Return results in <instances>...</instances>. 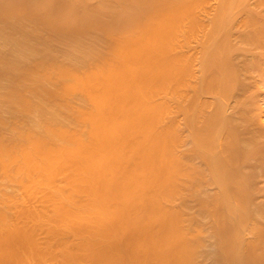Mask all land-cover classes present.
I'll return each instance as SVG.
<instances>
[{"label": "bare ground", "instance_id": "bare-ground-1", "mask_svg": "<svg viewBox=\"0 0 264 264\" xmlns=\"http://www.w3.org/2000/svg\"><path fill=\"white\" fill-rule=\"evenodd\" d=\"M16 1L22 7L15 10L13 0L15 12L6 13L0 0V16L54 27L65 36L74 34V26L82 32L112 27L116 37L106 54H85L83 66L90 70L81 73L49 57L20 66L16 58L24 64L28 57L22 42L13 48L16 60L0 56L1 69L7 67L0 73L10 71V88L17 89L5 91L8 108L32 111L15 82L33 73V82L27 79L33 86L26 82L30 91L43 94L55 78L60 87L55 93L45 87L44 94L62 100L81 90L93 106L76 113L87 123V142L63 128L60 108L49 116L39 106L41 136L20 131L12 142L0 141V171L23 196L0 200L9 209V215L0 209V264H196L203 228L215 240L213 262L264 264V0H217L200 40L197 77L196 54L184 49L205 28L197 10L208 0H95V10L64 0L71 16L58 22L43 7L53 0ZM171 98L173 114L183 117L189 132L187 161L177 150L183 143L177 117L162 124ZM131 151V163L118 168ZM60 177L71 191H64ZM184 187L197 207L190 230L179 209L165 206ZM76 194L84 195L82 204Z\"/></svg>", "mask_w": 264, "mask_h": 264}, {"label": "rangeland", "instance_id": "rangeland-1", "mask_svg": "<svg viewBox=\"0 0 264 264\" xmlns=\"http://www.w3.org/2000/svg\"><path fill=\"white\" fill-rule=\"evenodd\" d=\"M16 0H14L15 2ZM23 1L24 0H20L21 4H23ZM26 1V4H32V5H43V2L44 0L42 1L41 3V0H25ZM24 1V2H25ZM36 1V2H35ZM50 1V0H48ZM47 0L44 2L45 5L46 4H49ZM52 1V0H51ZM50 1V2H51ZM57 1V0H56ZM52 1L50 3L51 7L49 5H46V6H43L44 9L46 7V10L47 11L48 9L49 10L47 12L49 13H52L51 16L54 18H56V20L54 19V21H59L60 18H63L62 20L64 21L65 20V17L68 15V6L66 5V3L64 4V0H60L62 1L60 3H58V1ZM73 1V2H72ZM81 3H80V2ZM86 1V2H85ZM2 2H4V4L7 6H10V8H7L6 7V13H9V11L11 9H13V6L16 9V7L19 9V6L22 7L21 5H17V1L15 2L16 4H12L13 3V0H1V4H3ZM7 4H6V3ZM19 2V1H18ZM47 2V3H46ZM54 2V4H53ZM65 2H67L68 5L71 6V4L73 5H85L87 6L88 8L93 9L94 7H96L97 5V1L95 2V0H66ZM70 2V3H69ZM58 3V4H56ZM216 3H217V0H208V2L206 1L205 5H201L202 7L199 8V10H197V15H198V12H199V19L204 23V29L202 32H199L196 36L193 35L192 39L190 40L189 45L190 46H187L188 43H186L185 45V49H184V44H183V49H184V52L190 54L191 56H193L192 60H193V72L194 74H196L195 76H199V72H200V67H199V59H200V53L198 52V50H200V40L201 38H203V35L204 33L207 32L208 30V26L207 24L210 22V18H212V14L214 13L213 12V8L216 6ZM63 4L65 6H63ZM53 5V6H52ZM57 5L59 8H57ZM60 5V6H59ZM63 7H62V6ZM212 5V6H211ZM49 8H48V7ZM69 6V7H70ZM211 6V7H210ZM61 7V8H60ZM48 8V9H47ZM68 8V9H67ZM72 8V7H71ZM204 8V9H203ZM13 9V11L15 12V10ZM52 9V10H51ZM64 9V10H63ZM209 9V10H208ZM8 10V11H7ZM57 10V11H56ZM71 11V9H69ZM95 10V8L93 9ZM92 10V11H93ZM119 10V8H118ZM203 10V11H202ZM205 10V11H204ZM259 10V9H258ZM12 11V12H13ZM63 11V12H62ZM69 11V12H70ZM91 11V12H92ZM11 12V11H10ZM66 12V14H65ZM90 12V13H91ZM95 12V11H94ZM92 12V13H94ZM205 12V13H204ZM89 13V14H90ZM90 14L91 17H94L95 14ZM69 14H72V13H69ZM88 14V15H89ZM97 14V13H96ZM116 16L117 14L114 13ZM206 14V15H205ZM5 15V14H4ZM55 15V16H54ZM203 15V16H202ZM57 16V17H56ZM62 16V17H61ZM71 15H68L67 17L70 18ZM74 16V15H73ZM72 16V17H73ZM98 15H95V17H97ZM206 16V17H205ZM211 16V17H210ZM71 17V19H72ZM4 18H7V19H4ZM10 18V17H9ZM66 18V21L70 22V20ZM109 18V16L106 17H102L101 19H104V20H107ZM59 19V20H58ZM68 19V20H67ZM74 19V18H73ZM72 19V21H73ZM207 20V21H205ZM4 21V22H3ZM18 20H16V18H13L11 17L10 19H8V17H3L0 16V33L2 32L3 38L0 37V56H6L8 57L9 59L11 60H16L18 62H22L20 63L22 67H25L28 66V64L30 62H32V60H35V59H41L42 57L43 58H51L55 61L58 60V63H63V65H68V64H73L74 66L78 67V71L81 73L83 72L82 70H86L87 67L89 66H83L85 64V54H88L91 52L94 53V55H97V54H106L108 52V44H110L109 42H112L111 40H114V38L116 37L115 35V32L111 31L113 28L111 27V30L109 31H106V30H103V29H100L98 27H86L84 28L83 32H82V29L81 28V31L80 29L78 31H76L75 27L77 26H74L75 25V19H74V24H71L73 25L74 27V31L73 33L74 34H71L69 36H65V35H62L60 32H58L57 30L54 31V27L51 28L49 26H42V25H39L37 23H34V22H31L29 20H23V21H19L17 22ZM53 21V20H52ZM53 21V22H54ZM61 21V20H60ZM71 21V22H72ZM25 22V23H24ZM13 23V24H12ZM20 23V24H19ZM60 23V22H59ZM58 23V24H59ZM73 23V22H72ZM53 24V23H52ZM209 25V24H208ZM8 26V27H7ZM22 26V27H21ZM51 26H54V25H51ZM55 26H56V23H55ZM59 25H57V29H59ZM207 28V29H206ZM14 29V30H13ZM53 29V31H52ZM116 28L114 27V31ZM86 31V32H85ZM78 32V33H77ZM81 32V33H80ZM109 32V33H108ZM1 34V35H2ZM112 34V35H111ZM7 35V36H6ZM37 35V36H35ZM9 36V37H8ZM34 36V37H33ZM40 36V37H39ZM80 37V38H79ZM200 37V38H199ZM5 38H8L5 40ZM26 38V39H25ZM72 40V41H71ZM9 41V42H8ZM14 41V42H13ZM92 41V42H91ZM193 41V42H192ZM21 42L23 43L22 45L24 46V48L26 49V51L24 50V52H27V61L24 62L23 64V61H19L20 59L16 58V54H18L13 48L15 47H22L21 45ZM70 42V43H69ZM77 43V44H76ZM194 46H193V45ZM14 45V46H13ZM76 45L77 48H76ZM81 45V46H80ZM12 47V48H11ZM95 48V49H94ZM104 48V49H103ZM48 49V50H47ZM191 49V50H190ZM71 50V51H70ZM188 50V51H186ZM4 51V52H3ZM16 54H15V52ZM182 51V49H181ZM82 52V53H81ZM88 52V53H87ZM183 52V51H182ZM194 52V54L192 53ZM198 52V54H197ZM257 50L255 51H252V53H255L256 54ZM84 53V55H83ZM97 53V54H96ZM11 54V55H10ZM243 52L240 51L239 52V55L242 56ZM40 55V56H39ZM49 55V56H48ZM83 55V56H82ZM18 56V55H17ZM196 56V57H195ZM13 58V59H12ZM16 58V59H15ZM58 58V59H57ZM74 58V59H73ZM196 60V61H195ZM63 61V62H62ZM84 62V63H83ZM67 63V64H66ZM2 62H0V66H3L1 65ZM81 65V66H79ZM86 65V64H85ZM5 66V65H4ZM6 67V66H5ZM4 67V68H5ZM4 68L1 69L0 67V70H5ZM7 68V67H6ZM83 68V69H82ZM90 70V67L88 68ZM88 70V71H89ZM196 72H195V71ZM0 71V72H1ZM199 71V72H198ZM10 72V71H9ZM9 72L7 74H9ZM37 74V72H35ZM3 74V73H2ZM0 73V141L2 142H12L13 140L16 139L17 135H18V132H22V131H28V132H31V133H34L36 136H41L43 133H42V127L38 126V119H40V111H39V107H43V108H46L45 111H47L46 113L47 114H51L52 113V110H54V112L58 111V109H56L55 111V108H60V115L58 116L59 117V121L60 123L63 125V128L67 131V132H72V133H81L82 135V138L83 140H85L87 142V130H88V127H87V123L84 122L83 120H78L76 119V113L79 112V111H84V112H90L91 110H93V106L92 104L86 99L85 94L83 91L81 90H76V91H73L69 94H67L66 96H63L64 98H61L62 100H56L53 98V95L52 93H46L44 94L45 92V87L49 88L50 91L52 90V92L54 91V93L57 91L56 89H58L60 87L59 84H61V81H58V79L55 80L54 78V81L52 82H48L46 83V85L44 84V92L43 90H41L43 92V94H38L37 93V90L35 91L36 94H33L35 93L34 91H30V88L29 85L27 82L29 79L28 77H32L33 79L36 78L37 76L31 74L29 76H25L23 77L24 80H25V84L28 85L25 86L24 83L23 84H19L20 81H24L22 78V80L19 79L18 82H15L17 83V88H20L21 90H23V95L26 99H28V102L32 104V111L29 110L28 111H25L23 112V110H21V106L18 104V106H16L17 104H15V106H13L12 108H15V109H12L11 106L8 108V105H10L9 103L6 104V99H5V91L8 92L9 90H7L8 88H10V86H13L14 83L12 82V80L14 81V79L12 78H9L8 76L10 75H7V74H3L2 75ZM35 76V77H34ZM11 77V76H10ZM30 78V79H32ZM11 79V80H10ZM28 79V80H27ZM32 79V80H33ZM18 80V79H17ZM16 81V80H15ZM30 81V80H29ZM27 82V83H26ZM30 82H33V81H30ZM2 83V84H1ZM30 85L33 86V83H29ZM50 85V86H49ZM15 86V85H14ZM27 87V88H26ZM6 88V89H5ZM14 88L15 90L16 87H12ZM10 88V89H12ZM5 89V90H4ZM30 92H28V90ZM3 90V91H1ZM13 90V89H12ZM19 91V89H18ZM40 90H38L39 92ZM49 91V90H48ZM47 91V92H48ZM263 91V90H262ZM21 92V91H20ZM82 92V93H81ZM32 93V94H31ZM261 93V92H260ZM30 94V95H29ZM262 95L264 94V91L263 93H261ZM51 95V96H50ZM76 95V96H75ZM29 96V97H28ZM41 97V98H40ZM8 98V97H6ZM160 98V97H159ZM4 99V100H2ZM172 101L169 102V105L168 106H171L172 108H170V112L168 111L166 113V115L163 117V121H162V124H167L171 121L169 120H172V118L174 117H177V121H178V125H180L178 127V129L180 130V136H181V139L182 142L184 143H181V145L178 147L177 150H179V153L181 155V157L184 158V160L188 159L187 155L189 154V150H190V145H189V132H188V129L187 128H183V127H186L185 124H184V121H183V117L180 115V116H176V114H173V112L175 113V109L173 108L174 106H176V101L171 98ZM203 99H207V96H205ZM9 100V99H8ZM87 100V101H86ZM158 100H162L161 98L158 99ZM174 100V101H173ZM44 101V103H43ZM9 102V101H8ZM4 103V104H3ZM175 103V104H174ZM84 104V105H83ZM7 108H6V106ZM78 105V106H77ZM260 105L262 106L261 102H260ZM39 106V107H38ZM38 109V111H36V108ZM81 107V108H80ZM53 108V109H52ZM263 110H264V107H262ZM8 109H11L10 111ZM80 109V110H79ZM13 110V111H12ZM78 110V111H77ZM68 111V112H67ZM59 112V111H58ZM49 114V116H50ZM59 114V113H58ZM75 115V116H74ZM63 116V117H62ZM65 116V117H64ZM27 117V118H26ZM67 117V118H66ZM181 117V118H180ZM76 119V120H74ZM263 119V118H262ZM41 120V119H40ZM39 120V121H40ZM180 120V121H179ZM29 121V122H28ZM62 121V122H61ZM165 121V122H164ZM168 121V122H167ZM21 123V124H20ZM68 124V125H67ZM78 124V125H77ZM182 124V125H181ZM184 124V125H183ZM40 125V124H39ZM8 126V127H7ZM183 126V127H182ZM27 128V129H26ZM22 129V130H21ZM83 129V130H82ZM183 129V130H181ZM185 130V131H184ZM8 131V132H7ZM17 131V132H16ZM41 131V132H40ZM187 131V132H186ZM186 132V133H185ZM85 133V134H84ZM183 135V137H182ZM84 136V137H83ZM86 136V137H85ZM129 140V139H128ZM127 140V141H128ZM186 140V141H185ZM185 141V142H184ZM129 143H131V140L128 141ZM186 148V150H185ZM181 150V152H180ZM183 150V151H182ZM178 152V151H177ZM186 152V153H184ZM188 152V154H187ZM130 154H132V156H130ZM187 154V155H185ZM134 157V152H129L127 154H125V156H123V158H121V160L119 161V167L118 168H124L126 167V165L128 166L132 159ZM186 158V159H185ZM126 159V160H125ZM131 159V161H130ZM183 160V159H182ZM189 160V159H188ZM122 161V162H121ZM126 161V162H125ZM130 163H129V162ZM187 161V160H186ZM128 162V164H126ZM185 162V161H183ZM186 163V162H185ZM122 166H121V165ZM121 166V167H120ZM113 175V176H112ZM112 175L111 177H115V174H114V171L112 172ZM59 183H62L64 178L60 177L59 179ZM9 181V182H8ZM11 180H6V178L3 177L1 171H0V200L2 198H13V200H16V201H20L21 198L23 197L21 195V191H20V187H18V185H13V181L12 183H10ZM63 185V186H62ZM61 187L66 188L64 191H68L70 190V188L66 187V185L64 184V182L62 183ZM40 191V189H38ZM44 190V189H42ZM20 191V192H19ZM71 191V190H70ZM206 192V190H205ZM45 192H41V195H43ZM66 193H69V192H66ZM188 193V194H187ZM12 196V197H11ZM20 197V198H19ZM78 197V198H77ZM177 197V196H176ZM74 199L75 201L77 202H82L84 201L85 197L83 194H76L74 196ZM77 199V200H76ZM179 199V201H178ZM12 200V199H11ZM190 201V196H189V192L188 190L186 189V187L183 188V190L181 191V193H179V196L177 198H175L174 200L169 201L168 203L165 204L166 208L167 209H171V210H174V209H179V211H181V217H182V224H183V227L188 228V230L191 229L192 227V220L196 211H197V207H194L195 205L193 203H191ZM169 204V205H168ZM178 204V205H177ZM168 205V206H167ZM177 205V206H176ZM193 205V206H192ZM196 208V209H195ZM0 209L2 212L6 213V215H9V213L7 214L8 210L9 209H6V208H3L2 205L0 204ZM7 211V212H6ZM193 211V213H192ZM11 213V212H10ZM192 217V218H191ZM184 219V220H183ZM190 220V221H189ZM200 220V221H199ZM205 218H198V221L200 222V224H203V223H207ZM203 221V223H202ZM129 225V224H128ZM127 225V231H125V240H127L129 238L128 235L129 234V229H130V225L128 226ZM207 225V224H206ZM191 226V227H190ZM203 226H205V224H203ZM207 230H204L203 228V231L201 233V238L203 239V242H202V245L200 246V248L198 249V253H197V261H196V264H222V263H215L212 261V257H217V250L215 248V245L214 243L211 245V241L213 239V241L215 242L214 238L210 236H208L209 234L206 233ZM131 233H132V230H131ZM128 234V235H127ZM208 234V235H207ZM70 236V237H69ZM67 236V242L69 240V242H72V240H74V237L72 235H69ZM210 238V242H209V238ZM73 238V239H72ZM124 238V236H123ZM65 239V238H64ZM63 239V240H64ZM62 242H65V241H62ZM208 242H209V245H208ZM207 243V244H206ZM65 244H68V243H65ZM71 244V243H69ZM205 246V247H204ZM208 247V248H207ZM213 248V251L211 249ZM216 254L215 256H213L214 254L211 252V251ZM208 251H210L213 255L211 256V253L209 254ZM216 253H215V252ZM200 254V255H199ZM207 255V256H206ZM210 257H209V256ZM211 258V259H210ZM199 260V261H198Z\"/></svg>", "mask_w": 264, "mask_h": 264}]
</instances>
